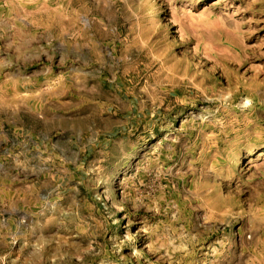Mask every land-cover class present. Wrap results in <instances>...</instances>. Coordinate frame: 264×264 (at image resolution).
I'll return each mask as SVG.
<instances>
[{"label":"rangeland","instance_id":"obj_1","mask_svg":"<svg viewBox=\"0 0 264 264\" xmlns=\"http://www.w3.org/2000/svg\"><path fill=\"white\" fill-rule=\"evenodd\" d=\"M0 264H264V0H0Z\"/></svg>","mask_w":264,"mask_h":264}]
</instances>
